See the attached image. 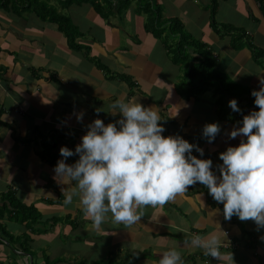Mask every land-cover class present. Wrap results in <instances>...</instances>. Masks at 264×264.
Listing matches in <instances>:
<instances>
[{
  "label": "crops",
  "instance_id": "crops-1",
  "mask_svg": "<svg viewBox=\"0 0 264 264\" xmlns=\"http://www.w3.org/2000/svg\"><path fill=\"white\" fill-rule=\"evenodd\" d=\"M48 1L73 23L79 49L57 24L44 22L35 12L0 8V209L11 199L15 206L39 213L33 226L8 214L0 219L16 241L14 247L0 241V264H158L172 248L181 253L183 264H264V229L258 231L253 220L225 219L223 204L201 183L166 204L138 208L143 217L133 225L116 223L108 213L97 228L84 215L78 195L64 203L63 192L71 191L74 182L53 178L54 166L63 158L61 147L75 150L96 118L105 124L120 118L111 114L117 100L158 108L163 135L198 144L205 150L200 158H211L220 175L219 154L240 143V137L229 139L228 133L243 114L258 110L250 94L264 78L259 2L156 0L166 19L180 20L193 39L212 48L216 69L228 79L222 91L193 94L183 66L162 39L146 31L147 16L139 13L138 0ZM212 12L219 23L246 34L242 48L235 44L237 37L218 35ZM233 98L242 112L229 107ZM96 108H104L99 117ZM80 113L83 121L77 119ZM216 122L221 132L210 144L203 127ZM193 154L199 157L195 150ZM77 159L69 157L66 163ZM193 236L218 239L217 257L193 245ZM24 237L28 243L21 241Z\"/></svg>",
  "mask_w": 264,
  "mask_h": 264
},
{
  "label": "clouds",
  "instance_id": "clouds-1",
  "mask_svg": "<svg viewBox=\"0 0 264 264\" xmlns=\"http://www.w3.org/2000/svg\"><path fill=\"white\" fill-rule=\"evenodd\" d=\"M251 95L258 110L243 115L228 133L229 139L240 137V143L219 154L222 163L216 170L220 175L213 170L211 158H200L205 150L198 144L183 136L163 135L166 129L160 123L158 108L117 100L111 105V114H119L118 120L105 124L96 118L87 125L75 150L61 147L63 158L54 166L53 178L61 184L65 178L74 182L71 191L63 192L67 193L64 203L71 204L73 194L78 195L84 215L91 217L97 228L108 213L116 223L133 225L143 217L138 208L166 204L188 192L189 186L201 183L216 202L223 204L225 219L237 216L241 221L253 220L258 231L264 229V78ZM229 107L242 112L235 98ZM95 112L99 117L104 108ZM83 116L80 113L77 119L83 121ZM220 132L221 125L216 122L206 124L202 134L211 144ZM73 156L79 159L66 163ZM205 241L200 236L192 238L193 245L217 257L220 241ZM158 264H183L181 253L168 249Z\"/></svg>",
  "mask_w": 264,
  "mask_h": 264
},
{
  "label": "trees",
  "instance_id": "trees-1",
  "mask_svg": "<svg viewBox=\"0 0 264 264\" xmlns=\"http://www.w3.org/2000/svg\"><path fill=\"white\" fill-rule=\"evenodd\" d=\"M106 1L107 4L110 3L108 2L109 0ZM257 1L260 4L261 10L264 12V0ZM122 2L127 4L131 3L132 0H122ZM96 6L97 10L102 15L105 17L109 16V14L103 13L105 11L103 6L100 4H97ZM0 8L6 10H19L22 8L24 10L27 9L35 12L44 22L57 24L59 29L68 37L70 45L76 49L80 48L76 43L79 33L73 23L68 17L59 13L54 7H52L48 0H0ZM139 13L147 16L145 24L146 31L155 35L157 38L162 39L171 52L172 57H174L175 62L181 67L183 66L186 71V82L190 85L189 87L193 94H195L196 91L199 94H202L208 90V87L213 86L217 89H221V91L226 88L225 85L228 84V79L216 69V56L208 44L193 39L191 35L185 31L184 25L180 20L166 19L163 16L161 8L154 2V0L150 3L139 2ZM211 24L221 38L225 36L237 37L235 44H240L248 38L245 33H239L237 29L234 30L229 25L216 21L214 12H212ZM240 45H237V48H242V44ZM177 86L180 88V85ZM226 90L230 89L228 88ZM229 92L233 91L230 90ZM250 96L253 100L254 97H252L251 94ZM251 104H253V101ZM9 205H11L12 209H8ZM6 214H8L11 219L18 221L21 224L25 223L29 226H33V224L39 220V213L36 209L33 207L27 208L23 206H15L11 199H9V202L4 204L3 208L0 209V219H3ZM31 230L33 231V228H31ZM0 241L7 242L11 247L16 245L14 238L9 235L1 225ZM21 241L28 243L29 237H24ZM24 248L23 250L26 251L27 249ZM97 264L119 263L115 260H107Z\"/></svg>",
  "mask_w": 264,
  "mask_h": 264
},
{
  "label": "rangeland",
  "instance_id": "rangeland-1",
  "mask_svg": "<svg viewBox=\"0 0 264 264\" xmlns=\"http://www.w3.org/2000/svg\"><path fill=\"white\" fill-rule=\"evenodd\" d=\"M153 0H138V3L140 2V3H150V2H152ZM154 2L158 5V3H157V1L156 0H154ZM159 6V5H158ZM146 24V23H145ZM216 89V87H208V90H206V91H209V92H212V91H214Z\"/></svg>",
  "mask_w": 264,
  "mask_h": 264
},
{
  "label": "built area",
  "instance_id": "built-area-1",
  "mask_svg": "<svg viewBox=\"0 0 264 264\" xmlns=\"http://www.w3.org/2000/svg\"><path fill=\"white\" fill-rule=\"evenodd\" d=\"M227 234H229V233H227ZM228 248V247H227Z\"/></svg>",
  "mask_w": 264,
  "mask_h": 264
}]
</instances>
